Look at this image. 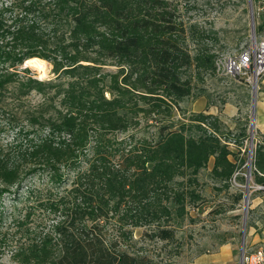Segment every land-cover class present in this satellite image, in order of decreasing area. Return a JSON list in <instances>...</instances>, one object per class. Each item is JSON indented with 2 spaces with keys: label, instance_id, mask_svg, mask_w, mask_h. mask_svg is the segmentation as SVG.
<instances>
[{
  "label": "trees",
  "instance_id": "1",
  "mask_svg": "<svg viewBox=\"0 0 264 264\" xmlns=\"http://www.w3.org/2000/svg\"><path fill=\"white\" fill-rule=\"evenodd\" d=\"M258 16L256 33L264 29ZM214 39L184 23L168 0H0V112L11 111L7 97L20 105L19 115L2 116L11 142L0 139V226L9 209L20 237L14 259L144 264L120 246L141 227L173 240L169 223L179 224L202 200L198 175L211 158V177L228 189L236 170L229 144H243L246 123L229 130L203 112L171 121L206 75H218ZM32 58L66 76V86L14 70ZM33 92L42 102L23 108ZM198 92L195 99L206 96ZM142 122L159 127L154 139L130 133ZM254 167L255 183L264 186V135ZM42 176L46 188L31 186Z\"/></svg>",
  "mask_w": 264,
  "mask_h": 264
},
{
  "label": "rangeland",
  "instance_id": "2",
  "mask_svg": "<svg viewBox=\"0 0 264 264\" xmlns=\"http://www.w3.org/2000/svg\"><path fill=\"white\" fill-rule=\"evenodd\" d=\"M176 9L180 18L186 24H198L200 27L211 32L215 38L211 42L218 58L237 55L243 48L252 43L255 38L264 36V29L256 33V27L260 24L258 14L264 15V0L253 2L250 0H168ZM251 10L254 16V33L251 24ZM45 69L34 70L32 64L25 62L14 67V70L21 75L30 76L42 82L52 81L65 87L69 80L66 76L55 74L54 68L46 62ZM28 67L31 69H28ZM107 71H115L114 67H106ZM241 80H234L231 77L222 75L205 76V82L197 85L194 95L185 99L179 104L181 110H174L171 121L177 126L178 122H187V118L194 111L202 110L206 106L219 108L229 95L240 91ZM206 90L205 97H200L197 103L194 98L199 89ZM255 86L249 91L248 104L246 106L243 119L236 121L238 124L247 125L248 137L251 135L252 120V97L256 92ZM55 89H51L49 94H53ZM43 96L38 93H31L23 101V108H33L42 102ZM198 99V98H197ZM19 104L12 101V98L5 99V108L10 112H0V129L6 127L8 122L5 114L19 115ZM2 116L4 118H2ZM149 123H140L139 126L130 130L137 137L145 136L154 139L159 127L151 126ZM169 121L162 124L168 125ZM20 127L30 131L24 122H18ZM177 128L174 127L173 130ZM2 130L4 132L2 133ZM168 130L163 132L165 135ZM0 139L2 144L11 142L12 134L7 128L1 129ZM236 165V170L232 177L228 189H222V184L211 177L213 158L209 160L207 166L198 175L199 185L197 192L202 196V200L187 207V215L178 224L170 222L169 226L174 233V239L161 241L147 234L148 228L132 229V240H124L120 246L122 251H126L130 256L141 258L144 264H241L242 254L247 250L255 249L264 244V240H253L256 235L261 236L264 226V203L258 199L264 197V190L256 189L255 172L249 178L251 188L246 192V178L242 174H247V167L243 168L247 160V154L239 161L236 151L231 158ZM235 178V183L232 182ZM31 186L46 188V178L35 177L29 181ZM238 195L241 199L236 201ZM7 201L6 199L4 200ZM8 202V201H7ZM23 202L19 207H23ZM8 203L6 206L8 207ZM8 216L0 226V236L6 233L5 244L0 243V264H20L17 259L11 256V251L15 248V240H20L18 233L11 220L13 212L5 210ZM49 222L43 220V226L48 227ZM111 228V227H110ZM244 232V233H243ZM17 234V235H16ZM244 235V245L242 248V235ZM1 240V239H0ZM23 240V239H22Z\"/></svg>",
  "mask_w": 264,
  "mask_h": 264
},
{
  "label": "built area",
  "instance_id": "3",
  "mask_svg": "<svg viewBox=\"0 0 264 264\" xmlns=\"http://www.w3.org/2000/svg\"><path fill=\"white\" fill-rule=\"evenodd\" d=\"M218 75L231 77L234 80H241L251 86L257 87L259 80L264 76V36L257 37L252 43L243 48L237 55L218 58L215 62ZM259 143V138L250 136L237 147L229 144L231 151H236L239 161L247 154L244 167H247V174H242L246 178L245 188H251L249 178L252 172H256L254 167V148ZM239 174L234 175L237 176ZM235 183V178L232 180ZM256 189L264 190V186L256 185ZM247 190V191H248ZM241 264H264V244L252 250H247L242 254Z\"/></svg>",
  "mask_w": 264,
  "mask_h": 264
},
{
  "label": "crops",
  "instance_id": "4",
  "mask_svg": "<svg viewBox=\"0 0 264 264\" xmlns=\"http://www.w3.org/2000/svg\"><path fill=\"white\" fill-rule=\"evenodd\" d=\"M242 86L240 91L236 94L227 96L219 108L215 106H206L204 103V108L202 110L194 111V113L203 112L205 114H210L219 119L229 130H234L236 128V121L243 119L245 115L246 106L248 104L249 91L252 86L248 83H240ZM253 98V97H252ZM200 98L196 99L198 102ZM253 132L256 137L264 135V76L259 80L256 92H255V106H254V116L252 115ZM231 159V157H230ZM232 160V159H231ZM213 165V164H212ZM257 203H264V197L258 199ZM264 206V205H263ZM264 214V207H263ZM253 240H264V226L261 231V236L256 235Z\"/></svg>",
  "mask_w": 264,
  "mask_h": 264
},
{
  "label": "water",
  "instance_id": "5",
  "mask_svg": "<svg viewBox=\"0 0 264 264\" xmlns=\"http://www.w3.org/2000/svg\"><path fill=\"white\" fill-rule=\"evenodd\" d=\"M252 2V0H250V4H252L251 3ZM251 24H252V30H253V33L255 32L254 31V16H253V14H252V10H251ZM254 106H255V94H254V97H253V99H252V115L254 116ZM250 127H251V135H250V139H252V137H253V124H252V121H251V125H250ZM247 190H248V185H246V192H247ZM244 233V232H243ZM244 235L245 234H243L242 235V248H243V245H244Z\"/></svg>",
  "mask_w": 264,
  "mask_h": 264
},
{
  "label": "bare ground",
  "instance_id": "6",
  "mask_svg": "<svg viewBox=\"0 0 264 264\" xmlns=\"http://www.w3.org/2000/svg\"><path fill=\"white\" fill-rule=\"evenodd\" d=\"M29 64H32V68L37 71H41L42 69H45V63L39 59H29L28 60Z\"/></svg>",
  "mask_w": 264,
  "mask_h": 264
}]
</instances>
